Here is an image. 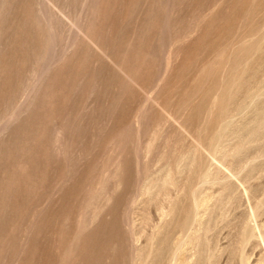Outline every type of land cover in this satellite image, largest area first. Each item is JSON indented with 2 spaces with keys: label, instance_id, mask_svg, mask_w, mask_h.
I'll use <instances>...</instances> for the list:
<instances>
[{
  "label": "rangeland",
  "instance_id": "374dc122",
  "mask_svg": "<svg viewBox=\"0 0 264 264\" xmlns=\"http://www.w3.org/2000/svg\"><path fill=\"white\" fill-rule=\"evenodd\" d=\"M255 95L264 0H0V264H264V123L229 148ZM180 124L208 156L152 186Z\"/></svg>",
  "mask_w": 264,
  "mask_h": 264
},
{
  "label": "bare ground",
  "instance_id": "6f19581e",
  "mask_svg": "<svg viewBox=\"0 0 264 264\" xmlns=\"http://www.w3.org/2000/svg\"><path fill=\"white\" fill-rule=\"evenodd\" d=\"M77 26V25H76ZM165 35V34H164ZM160 36V35H159ZM157 38V37H156ZM167 38V37H166ZM96 48V47H95ZM98 49V48H97ZM161 50V49H160ZM107 54V52L105 51L104 54ZM170 54V53H169ZM229 56H233L232 59H235V61H232L230 64L228 62V68L224 67L223 71L225 72V75H227V73L229 74V72L231 71V74H229V78L226 79L225 82V93L227 96L231 97L230 95L233 93V90H236L240 83L238 82L239 79H243V77L245 76L244 73L248 74L250 73V76H252L253 74L256 73V66H255V62L253 61V59H250L249 61H246L244 67L243 64H241L243 62L242 58L245 55L243 49H241L239 46H233L230 48V50L226 53ZM109 55V54H108ZM105 55V56H108ZM169 57V56H168ZM224 57V56H223ZM109 58V56L107 57ZM225 58V57H224ZM226 59V58H225ZM244 59L246 60V56H244ZM242 61V62H240ZM107 62L108 59H107ZM111 63V62H110ZM167 63V62H166ZM235 63V64H233ZM241 64V65H240ZM246 64L247 66V70H245L246 68ZM115 65V64H114ZM113 65V66H114ZM167 65V64H166ZM227 66V65H226ZM116 66H114L115 68ZM119 66H117L118 68ZM168 67V66H167ZM117 68L115 70H117ZM233 68V69H232ZM119 70V75L121 78L125 77V73L124 71L121 70V65L118 68ZM166 69H164L165 71ZM167 71V70H166ZM229 71V72H227ZM167 73V72H166ZM127 74V73H126ZM164 75V74H163ZM162 76V75H161ZM261 76V75H260ZM228 77V76H227ZM161 78V77H160ZM159 78V79H160ZM137 81V80H136ZM139 83V82H138ZM212 83V82H211ZM254 83V81H252V79H250V82H248L249 84ZM263 83V82H262ZM132 84V83H131ZM135 84V82H134ZM210 85V83H209ZM208 85V86H209ZM29 86V85H28ZM138 87V86H137ZM136 87V88H137ZM247 87V86H246ZM138 89V88H137ZM214 89V87H213ZM212 89V90H213ZM207 90V89H206ZM215 90V89H214ZM253 90V89H252ZM127 91V90H126ZM141 91V90H139ZM208 91V90H207ZM214 92V91H213ZM212 92V93H213ZM220 94H223L221 92H219ZM247 93V92H246ZM215 94V93H214ZM257 95V93H255ZM201 95V94H200ZM199 95V96H200ZM255 95V97H252L250 102H249V113L250 116L247 120V122H245L244 126L242 128L239 129L236 128L235 131L233 133H235V136H233L235 138L234 143L231 145L230 150L231 152L234 154L235 152H237L244 144V141L247 138V135L250 133H254L257 131L258 127L260 125H262L264 123V102H260L259 100H257V96ZM214 96V95H213ZM221 97L224 98V96L222 95H218V93H216V96L214 97L213 102L216 103V98L217 97ZM149 98V97H147ZM235 100V99H234ZM158 102V101H157ZM228 102V101H227ZM231 102V101H230ZM229 103V102H228ZM155 104V103H154ZM230 105V103H229ZM157 106V105H156ZM219 109V108H218ZM226 109V108H225ZM231 110V109H230ZM245 112V111H244ZM246 114V113H245ZM243 114V115H245ZM168 115V114H167ZM169 117V116H168ZM243 117V116H242ZM140 116L135 115L134 122H136L137 124L140 121ZM171 119V118H169ZM133 122V123H134ZM174 122V121H173ZM197 123V122H196ZM199 123V122H198ZM215 125V124H214ZM177 126V125H176ZM227 128V127H226ZM178 130L185 136V139L188 141L189 146L188 148L184 149H180L175 147L172 153V160L169 161V163H167L166 168L162 171L161 174H159L157 177H154V180L152 182V186H156L157 183H165V182H169L171 183L173 180V176L175 175L173 172V168L171 167L172 164L174 162H180L182 164L179 163V166L182 165L183 170L186 172H192L194 171L199 163V158L200 155H206L208 156V151H209V144L207 142V137L205 135H200V133L196 130V129H190L187 127H185L184 125L180 124L178 125ZM180 135V134H179ZM155 136H157V134H155ZM185 143V142H184ZM229 150V149H228ZM149 151V150H148ZM147 151V152H148ZM231 154V153H230ZM208 158V157H207ZM210 158V157H209ZM210 161V160H209ZM179 168V167H178ZM210 168V167H209ZM178 171V169H177ZM229 176V175H228ZM175 178V177H174ZM159 181V182H158ZM155 188V187H154ZM243 190V188H242ZM243 192H245L243 190ZM249 205V204H248ZM169 210V209H168ZM171 211V210H170ZM169 211V212H170ZM140 257V254H139ZM141 264V263H139Z\"/></svg>",
  "mask_w": 264,
  "mask_h": 264
}]
</instances>
